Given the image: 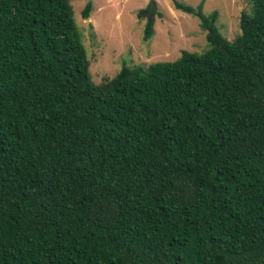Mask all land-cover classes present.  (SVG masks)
<instances>
[{"label": "trees", "instance_id": "obj_1", "mask_svg": "<svg viewBox=\"0 0 264 264\" xmlns=\"http://www.w3.org/2000/svg\"><path fill=\"white\" fill-rule=\"evenodd\" d=\"M250 1L229 40L216 11L173 0L208 47L94 84L69 0H0V264H264V0Z\"/></svg>", "mask_w": 264, "mask_h": 264}, {"label": "rangeland", "instance_id": "obj_2", "mask_svg": "<svg viewBox=\"0 0 264 264\" xmlns=\"http://www.w3.org/2000/svg\"><path fill=\"white\" fill-rule=\"evenodd\" d=\"M89 60V77L99 84L123 66L173 61L182 50L201 53L208 47L206 30L198 16L174 7L173 0H154L153 33L144 38L150 0H90V16L82 9L89 0H69ZM201 11H216L215 25L229 40L239 32L242 11L251 12L250 0H177ZM150 3V5H149ZM149 6V7H148ZM140 14V16H139Z\"/></svg>", "mask_w": 264, "mask_h": 264}, {"label": "water", "instance_id": "obj_3", "mask_svg": "<svg viewBox=\"0 0 264 264\" xmlns=\"http://www.w3.org/2000/svg\"><path fill=\"white\" fill-rule=\"evenodd\" d=\"M151 1V9H149V11L148 12H146V18L147 19H150V17H151V13H152V10L154 9V7H155V2H154V0H150Z\"/></svg>", "mask_w": 264, "mask_h": 264}]
</instances>
